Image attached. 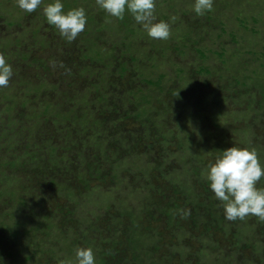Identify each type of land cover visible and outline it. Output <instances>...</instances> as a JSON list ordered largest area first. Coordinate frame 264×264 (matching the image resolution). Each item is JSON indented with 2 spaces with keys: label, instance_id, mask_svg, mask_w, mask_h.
I'll use <instances>...</instances> for the list:
<instances>
[{
  "label": "rangeland",
  "instance_id": "obj_1",
  "mask_svg": "<svg viewBox=\"0 0 264 264\" xmlns=\"http://www.w3.org/2000/svg\"><path fill=\"white\" fill-rule=\"evenodd\" d=\"M63 2L87 10L72 42L42 8L26 15L16 0H0V52L13 68L11 100L0 101L2 264H61L75 258L71 243L102 250L107 264H145L137 256L149 251L156 264H214L219 254L225 264H264V220H226L205 179L208 164L234 145L255 148L264 163V0H214L201 16L194 0H156L157 21L171 24L167 40L95 0ZM211 94L221 105L209 99L208 113L194 114ZM55 175L68 178V190L49 186ZM132 205H146L143 224L151 221L144 251L110 229L107 210Z\"/></svg>",
  "mask_w": 264,
  "mask_h": 264
},
{
  "label": "clouds",
  "instance_id": "obj_2",
  "mask_svg": "<svg viewBox=\"0 0 264 264\" xmlns=\"http://www.w3.org/2000/svg\"><path fill=\"white\" fill-rule=\"evenodd\" d=\"M95 2L111 17L123 19L126 13L130 14L152 39L167 40L171 35L170 22L156 19V0ZM16 5L27 13L42 8L47 23L54 26L67 42L74 41L84 31L88 20L87 10L83 6L65 10L63 0H49L47 4H44V0H16ZM213 6L214 0H194L193 10L201 16L212 11ZM12 77V65L0 52V88L7 87ZM262 178L264 163L256 149L237 145L221 150L208 164L205 173L210 190L223 206L224 217L229 221L244 220L248 216L264 220V187L257 186ZM180 214L186 217L190 215V209H182ZM61 264H96L95 252L91 247H77L74 260L67 258Z\"/></svg>",
  "mask_w": 264,
  "mask_h": 264
},
{
  "label": "trees",
  "instance_id": "obj_3",
  "mask_svg": "<svg viewBox=\"0 0 264 264\" xmlns=\"http://www.w3.org/2000/svg\"><path fill=\"white\" fill-rule=\"evenodd\" d=\"M26 15H31L30 13H26ZM34 16V15H33ZM32 34H33V36H36V32H35V29L32 31ZM202 55H204L203 54V52L201 51L200 52ZM25 56V55H24ZM124 69V68H123ZM201 70H204V71H209L207 68H203V69H201ZM143 81H146L147 83L148 82H152L151 80H146L145 78H143ZM155 84H157L158 85V83H160V79H158V81L157 82H154ZM151 84V83H150ZM8 88L7 87H2V88H0V101H1V98L3 97V99H5L6 101H9V100H11V97H9V95L7 94V90ZM262 90V89H261ZM214 97H216V98H214ZM219 97V95H217V94H211V95H209L208 97H207V99H206V101H205V98H202L201 100H200V102L198 103V104H196V107H197V109H195V112H193L194 114H202L205 110V104L206 103H208L209 104V99H215L220 105H221V102H220V99H217ZM143 100H145L146 98L143 96V98H142ZM263 99H264V97H263ZM184 100V99H183ZM261 101V100H260ZM179 103H180V106L181 107H183V109L180 111V113H183L184 115H186V109H185V107L186 106H188L186 103H185V101H182V92L179 94ZM11 101H10V103L8 104H5V108H11ZM260 104H261V102H260ZM259 104V105H260ZM175 106H177V104L175 105ZM205 106V107H204ZM203 108V109H202ZM145 111L144 110H142V111H140V112H138L137 114L138 115H142L143 113H144ZM206 112V111H205ZM206 113H208V112H206ZM79 131V130H78ZM78 131L76 132L77 134H78ZM82 131V130H81ZM26 135V134H25ZM31 136L28 134L27 136H26V138H27V140H31V138H33V137H31ZM40 140H42L43 142H45V143H48L46 140L47 139H45L44 137L43 138H41ZM40 145H41V143H40ZM33 151H35L36 153H38V151H39V149H33ZM51 155H53V154H51ZM60 155H63V153H61ZM40 156V155H39ZM50 156V155H49ZM17 158H19V157H17ZM39 158H41V156L39 157ZM57 159V160H56ZM15 161V160H14ZM48 162L51 164V165H57V163L59 162V159L58 158H56V157H53V158H48ZM11 163H13V162H11ZM50 165V166H51ZM52 167V166H51ZM79 170H80V172H79V175H81V174H84L85 176H86V171H87V168H86V165H84V163H77V166H76ZM55 170V169H54ZM70 172H71V169H70ZM84 175H81V176H83V177H85ZM117 175V173H115V175L113 174L112 176L114 177V176H116ZM11 178V175H9V174H7V178ZM55 178H56V180L57 181H55L54 180V177H51L48 181H49V186H51V184H52V186H53V189H57V190H59V191H65V190H68V185H65V183H66V180H68V178H66V179H64L63 178V176H60V177H57V175H55ZM11 181V180H10ZM61 182V183H60ZM67 183H68V181H67ZM100 190H102L101 188H100ZM67 193H69L70 191H66ZM65 192V193H66ZM88 192V191H87ZM21 205H23V203H21ZM147 205V204H146ZM143 206L141 209H137L138 207H135L134 205H132V206H130V207H122V206H119V207H115V208H109L108 210H107V213H108V215H109V217L111 218V225H110V229H116L115 231H114V233L116 232V231H118V229H120V230H122L123 231V234H124V237H126L127 236V238L130 240V242H131V244H132V246L134 247V248H136V250L137 251H144V249H139L138 248V246L140 247L141 246V240L142 239H150V237L149 236H147L146 234H145V231L143 230V229H146V228H150V227H152V226H148V223H150L151 221H149V222H147V223H145V224H143V222H144V220H145V218H146V216L148 215H146L145 216V218H144V216H142V213H147V211H145V208L147 207V206ZM196 208V207H195ZM144 209V210H143ZM32 210H33V207L32 206H29L28 208H27V211L25 212V213H23L25 216L29 213H31L32 212ZM167 212H166V219L167 220H172V216H173V214H174V212H172V211H170V210H166ZM198 213H199V211L197 210V211H195V216H196V218H198ZM137 216H141V218H140V220L138 221L137 220ZM142 218H144L143 220H142ZM196 221V219L194 220V222ZM137 222H141V223H137ZM168 222V221H167ZM197 224V223H196ZM169 226H170V223H169ZM153 228H155V227H153ZM141 230H143L142 232H141ZM155 230H156V228H155ZM157 232V231H156ZM157 233H159L160 234V232H157ZM156 239V238H155ZM173 245H175V244H173ZM71 246L72 247H74L75 249L77 248V246H75V244L74 243H71ZM204 246V245H203ZM210 247H213V245H210V246H204V248H206V249H208L209 251L211 250V248ZM75 249H72V251H69V252H75ZM98 250V249H97ZM199 250H201V249H199ZM99 251V250H98ZM98 251H96L95 250V255L96 256H98V260H97V262H96V264H107V262H106V259H105V257H104V254H103V252H102V250L100 251V252H98ZM200 253V252H199ZM212 254V253H211ZM208 255H209V259H210V254L208 253ZM213 255H218V251L217 250H215V252H214V254ZM213 255H211V256H213ZM102 256H103V258H102ZM67 257H69L68 255H67ZM137 257H144V260H145V264H148V263H152V264H156L155 262H153V261H151V260H146V259H148V258H150V257H153V256H150V251L149 252H144V253H139V255L137 256ZM155 258V257H154ZM199 258H200V254H199ZM213 259H215V261H214V264H225V262L223 261V259H224V257H222V256H220V254L217 256V259L216 258H214V257H211V259L210 260H213ZM139 262H140V259H139Z\"/></svg>",
  "mask_w": 264,
  "mask_h": 264
}]
</instances>
